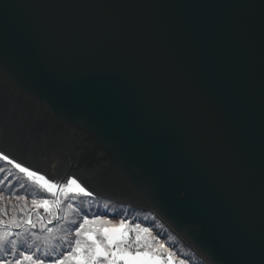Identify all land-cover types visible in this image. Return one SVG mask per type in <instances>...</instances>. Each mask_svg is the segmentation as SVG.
Returning a JSON list of instances; mask_svg holds the SVG:
<instances>
[{"label": "water", "instance_id": "1", "mask_svg": "<svg viewBox=\"0 0 264 264\" xmlns=\"http://www.w3.org/2000/svg\"><path fill=\"white\" fill-rule=\"evenodd\" d=\"M0 153L264 264V0H0Z\"/></svg>", "mask_w": 264, "mask_h": 264}, {"label": "trees", "instance_id": "2", "mask_svg": "<svg viewBox=\"0 0 264 264\" xmlns=\"http://www.w3.org/2000/svg\"><path fill=\"white\" fill-rule=\"evenodd\" d=\"M0 169H2V171H0V206L6 204L10 205V213L13 211L12 215H7L9 214L8 212L6 214L0 209V213H2L0 215V222H2V224H0V260H4L6 264L10 263L9 257L13 259L17 256H21V252L31 256L32 260H30V262H33V258L39 255L38 252H43H37L40 247H48L51 250L58 251L52 247L53 243L49 241L50 239L46 237L47 235L54 238L57 237L56 240H59L61 244L65 245L75 234H80L85 231L83 228L80 233L76 232V229L79 228L81 224L86 226L96 221H108L110 224L113 220H122L120 217L129 216L137 218V225L147 227L149 237L161 240L164 247L172 250L176 248H186L182 241H179L178 238L148 210L136 209L104 197L92 196L84 191H80L77 187H65L61 189L58 193L57 219L52 223L45 224L41 218L48 221V216L53 211L52 192L48 191L45 182L40 179H29V175H22L16 165L8 160L0 159ZM44 200L48 201L50 212L47 211V213H45L43 207L39 206ZM20 205L23 207V210L20 209ZM31 207H36L38 211L41 210V217L32 215L34 216V220L31 224L18 227L26 219L27 211ZM52 215L53 213H51V216ZM97 217H104L107 220L97 219ZM85 218L87 222H85ZM3 224H7L8 226ZM1 234H4V236H1ZM44 234L46 236H44ZM12 241L16 243L13 244ZM63 241L65 242L62 243ZM80 245L81 242L76 249H79ZM31 247H34L33 252L27 250V248ZM11 248L14 249L13 253L9 252ZM70 248L72 247H70L69 244L64 250ZM82 248L85 249V247ZM59 250L61 253L63 252V249ZM188 252L191 259H196L200 262L189 249Z\"/></svg>", "mask_w": 264, "mask_h": 264}, {"label": "rangeland", "instance_id": "3", "mask_svg": "<svg viewBox=\"0 0 264 264\" xmlns=\"http://www.w3.org/2000/svg\"><path fill=\"white\" fill-rule=\"evenodd\" d=\"M2 154V153H0ZM5 156V155H4ZM8 161L14 163L15 165H17L18 163L12 161L11 159L8 158ZM20 165V164H19ZM21 167L23 168H27L25 166H22L20 165ZM19 169V168H17ZM28 169V168H27ZM20 170V169H19ZM29 172H34V173H37L33 170H30L29 169ZM22 175H29V173H26V172H21ZM38 175L37 176H30L28 177L29 179H33V180H38L40 176H43L39 173H37ZM46 180L50 181L49 178L43 176ZM24 178V177H23ZM26 179V178H24ZM68 181V180H67ZM67 181L65 184L62 185V187L59 189L58 193L61 191V189L65 188V187H70V188H75L77 187L76 184H73V185H67ZM53 185L56 186V181L52 182L50 181ZM77 188H81V187H77ZM55 189V187H53L52 189V197H53V190ZM58 193H57V201H56V205L54 204V201H53V198H52V205H53V211L51 213H53V215L51 216V213L49 214V220L46 221L45 219L41 218V220L43 221V223L45 224H49V223H52L54 222L56 219H57V215H58ZM7 205V204H6ZM2 205L0 206V209L3 210L4 213L7 214V212L9 214L7 215H12L13 214V211L10 213L11 211V208H9L10 205ZM20 209L23 210V207H21L20 205ZM43 210L45 213H47V211H51L50 210V205H47V208L43 207ZM2 213H0L1 215ZM41 214V210L38 211V209L36 207H31L28 209L27 211V217L26 219L18 226V227H22L24 225H29L33 222L34 220V216L32 215H37L38 217L40 216ZM11 217V216H10ZM41 217V216H40ZM132 217V216H131ZM131 217H120V219L122 220H113L110 224L108 221H96L95 223H91L89 225H86L84 226V232L80 233V234H75L74 237L72 239H69L68 240V243L63 245L61 244V242L59 240H56V238L54 237H51L50 235H45L46 237H48L50 240V242L53 243L52 247L54 249H63L68 246L70 244V242H74L76 240H79L81 242V245H80V248L81 249H84L82 247H85V252H88L91 250V255H93L95 253V248H96V245L93 243L92 240H89L88 239V236L85 235L84 233H90V234H93L95 236V239L96 241L100 242V245L102 248H104L105 251H108L109 253V257L110 259H114L112 258L111 254L112 252H116L117 251V248L115 245H109L108 244V240L103 232V229L105 228H113V227H120V225L123 223V231H126L128 232L129 234V238L131 239H136L137 237H139V243L141 245V247L139 248V251H148L149 254L159 262V264H186L185 261L179 259V258H173L172 255L173 253L171 252V249L167 247L164 248L163 246V243L161 240H156V239H153V238H150L149 235H148V228L147 227H144V226H140V225H137V219L135 217H132L133 220H131ZM101 220H107L106 218L102 217L100 218ZM121 221V222H120ZM0 224H2V222H0ZM5 226H8L7 224H3ZM14 228V227H13ZM17 228V227H15ZM150 231V230H149ZM151 232V231H150ZM43 234V233H42ZM41 234V235H42ZM113 235H119L118 233H112ZM10 235V234H8ZM1 236H4V234H1ZM65 241H63L62 243H64ZM70 247H77V246H74V244H70ZM88 249V250H87ZM27 250H29L30 252H33L34 251V247H31V248H27ZM14 249H9V252L10 253H13ZM121 251H123V248H121ZM135 251V249L133 250ZM8 252V253H9ZM120 253L118 252L117 255H119ZM61 256H62V253H61ZM58 257V258H61ZM83 255L79 254L78 253V250L76 251H73V255L71 257V259L66 263V264H71L70 262L72 260H78L80 261L82 258ZM55 253L53 251H50L49 253H45V254H39V255H36L34 258H33V262H28L27 259H24L23 256H17L13 259H11V257H9V260H10V263L9 264H15L16 260H20L21 261V264H34V263H37V261H39V259H44L46 262H49L50 260L51 261H55ZM100 260H102V263H105V264H109V260H105L103 257H100L99 258ZM29 260H32L29 259ZM0 261H4V260H0ZM86 264H97L96 261H92L90 259H88L86 261ZM115 264H124V261L121 260V259H116L115 260Z\"/></svg>", "mask_w": 264, "mask_h": 264}, {"label": "snow or ice", "instance_id": "4", "mask_svg": "<svg viewBox=\"0 0 264 264\" xmlns=\"http://www.w3.org/2000/svg\"><path fill=\"white\" fill-rule=\"evenodd\" d=\"M0 159L8 160L7 156H4L3 154H0ZM17 168L20 169L21 172L29 173L30 176H37V173L29 172V169L21 167L19 164L16 165ZM2 171V169H0ZM40 180H43L45 182V185L47 186V189L49 192L52 191L53 185L50 181L46 180L43 176L39 177ZM76 184L77 187L79 185L77 184V181L74 179H69L67 181V185H73ZM80 191H84L83 188H80ZM35 203V202H33ZM48 201L44 200L42 204H40V207L47 208ZM97 219H100V217H97ZM85 222L86 218H85ZM84 228V224H81L79 228L76 229L77 233H80L81 229ZM103 232L108 240L109 245H115L117 248L116 252H112L111 256L114 259H110L108 251H105L104 248L101 247L100 242L96 241L95 236L90 233H84L88 236L89 240H92L93 243L96 245L95 253L91 256H89V259L92 261H98L100 257H103L105 260H109V264H115L116 259H121L124 261V264H159L157 260H155L148 251H139V248L141 247L139 243V237L136 239L129 238V234L126 231H123V223L120 225V227H113L111 229L105 228L103 229ZM109 233H118L119 235H109ZM13 244H15V241H12ZM76 245L80 244L79 240L75 241ZM121 248H123V251H121ZM135 249V251H133ZM78 249H74L76 251ZM120 253L117 255V253ZM21 256L24 257V259H31L32 257L25 254L24 252L20 253ZM66 256H72V252L65 253ZM0 264H6L5 261H0ZM15 264H21L20 260H16ZM37 264H43V261H37ZM55 264H64L63 260H58L55 262ZM80 264H86V261L81 259Z\"/></svg>", "mask_w": 264, "mask_h": 264}, {"label": "flooded vegetation", "instance_id": "5", "mask_svg": "<svg viewBox=\"0 0 264 264\" xmlns=\"http://www.w3.org/2000/svg\"><path fill=\"white\" fill-rule=\"evenodd\" d=\"M131 219H133V218L131 217ZM136 219H137V218H136ZM70 244H74V246H78V245H76V243H74V242H70ZM164 248H165V247H164ZM74 249H76V247H75V248L72 247V248H70V249H65V250H63V252H62V256H61V251H60V250L55 251V250H51V249H49L48 247H40V248L37 250V252H38V251H43V252H38L39 254L49 253L50 251H53V252L55 253V255H56V257H55V261H51V260H50L49 262H46L44 259H41V258H40L39 261H43V264H55V262L58 261V260H63V261H64V264H66V263L71 259L72 256H66L65 253H67V252H72V255H73V251H74ZM85 249H86V248H85ZM85 249H81V248H79V249H78V253L81 254V255H83V256H82L83 260L87 261V260L89 259L90 254H91V250L88 251V252H85ZM167 249H168V248H167ZM87 250H88V249H87ZM171 252L173 253V255H172L173 258H179V259L185 261L186 264H204L199 258H197V259H198L200 262H198L196 259H191L187 247H186V248H183V249H180V248H176V249H173V250L171 249ZM60 256H61V258H58V257H60ZM27 261L30 262L29 259H27ZM70 263H71V264H80V261H78V260H72ZM96 263H97V264H105V263H102V260H100V259H99L98 261H96ZM34 264H37V263H34Z\"/></svg>", "mask_w": 264, "mask_h": 264}, {"label": "bare ground", "instance_id": "6", "mask_svg": "<svg viewBox=\"0 0 264 264\" xmlns=\"http://www.w3.org/2000/svg\"><path fill=\"white\" fill-rule=\"evenodd\" d=\"M50 181H52V182H54V181H57V180H51V179H49ZM66 181L67 180H63L62 182H61V184L62 183H66ZM98 197H100V196H98ZM115 202V201H114ZM117 203H120V202H117ZM120 204H123V203H120ZM125 205V204H124ZM136 209H139V208H136ZM142 210H147V209H142ZM158 219H160V218H158ZM160 221L163 223V221L160 219ZM164 224V223H163ZM165 225V224H164ZM17 229H19V228H17ZM170 230V229H169ZM172 232V231H171ZM173 233V232H172ZM174 234V233H173ZM183 242V241H182Z\"/></svg>", "mask_w": 264, "mask_h": 264}]
</instances>
